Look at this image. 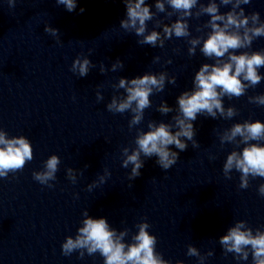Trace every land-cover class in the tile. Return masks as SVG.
<instances>
[{
    "label": "clouds",
    "instance_id": "9594fccd",
    "mask_svg": "<svg viewBox=\"0 0 264 264\" xmlns=\"http://www.w3.org/2000/svg\"><path fill=\"white\" fill-rule=\"evenodd\" d=\"M8 3L14 6L15 0H8ZM56 3L63 5L68 12L77 8V0H56ZM123 3L126 16L119 25L126 32H134L140 37L137 41L139 45L163 49L165 42L173 37L183 38L189 45V57L194 56L199 48L204 57L214 61L203 63L199 67L194 75L192 88L177 96L175 109L166 101H161L156 109L160 114L167 115L174 111L176 113L171 117L170 123L149 121L147 131L137 129L134 141L136 147L131 151L128 147L122 149L121 167L127 169L131 165L128 179L133 181L141 175L140 170L144 167L142 156H155L156 163L166 171L177 163L179 153L187 150L189 141L193 148H198L200 145L195 139L194 127L198 116L230 120L238 115L234 106L225 108L223 101L225 97L231 99L244 96L249 88H255L264 80V76L259 72V69L264 67V51H247L255 39L264 37V21L261 20L259 12L245 13L242 5L250 4L251 0H207L206 4L200 0H155V12L146 0H123ZM229 5L230 10L221 12V6ZM79 11L83 13L85 9L80 8ZM159 13H165L166 19L170 20L173 16L176 19L165 23L158 18ZM205 15L209 19L195 29L202 34L193 36L189 20H198ZM148 21L154 23L151 31L148 30ZM156 28H162V31H157ZM205 29L210 31L204 33ZM44 31L56 38L57 43L60 42L59 29L45 25ZM238 50L244 51L237 54ZM160 59V56H155L153 62L157 63ZM171 63V59L164 61L165 65ZM95 67L88 56L82 54L73 61L70 70L79 77H86ZM123 68L124 63L119 58L111 65L113 72ZM106 71L101 63L100 73L104 74ZM166 82L175 84L176 77L169 76L166 71L145 72L142 76L132 79L120 77L118 83L112 85L115 93L106 108L114 114L130 112L132 116L128 128L132 130L143 122L145 109L152 106L150 96L163 92ZM120 89L124 90V94H116ZM96 97L98 102L104 99L99 90ZM248 101L264 106V94L249 96ZM218 136L221 147L226 143L235 146L223 164V175L226 179H231V173L235 170L240 173L239 187L247 189L250 186V178H264V143H261L264 141V122L245 120L242 123H234L230 128L219 132ZM241 145L242 149L236 150L240 149ZM172 146L178 151H174ZM215 158L211 156L210 160ZM32 159L33 148L27 137L20 135L10 138L5 130L0 129V178H8L9 173L22 171ZM60 163L59 156L51 155L44 162L43 170L32 173L33 179L41 185L54 187L50 182L57 179L56 173ZM87 167L88 165H85V168ZM66 175L73 184L76 183L77 170L67 168ZM110 175L105 169L104 175L88 185V190L104 184ZM258 193L264 197V184L259 185ZM82 215L84 218L76 235L67 236L61 245L64 256L78 252L79 258L82 259L85 253L89 256L99 253L104 259V264H170V261L156 251L157 237L148 231L150 224L146 218L135 225L138 232L131 235V242H126L130 229L118 231L111 227L107 218H93L88 210ZM219 244L225 255L232 253L236 259L247 261L251 253L252 264H264V230H253L244 220L236 221L229 227L226 233L219 237ZM186 254L197 257L199 264H204L213 252L202 255L198 248L188 245ZM176 264H183V261L178 260Z\"/></svg>",
    "mask_w": 264,
    "mask_h": 264
}]
</instances>
